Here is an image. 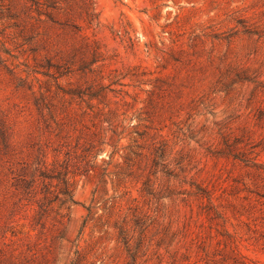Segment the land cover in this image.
Instances as JSON below:
<instances>
[{"label":"rangeland","instance_id":"rangeland-1","mask_svg":"<svg viewBox=\"0 0 264 264\" xmlns=\"http://www.w3.org/2000/svg\"><path fill=\"white\" fill-rule=\"evenodd\" d=\"M0 264H264V0H0Z\"/></svg>","mask_w":264,"mask_h":264},{"label":"trees","instance_id":"trees-1","mask_svg":"<svg viewBox=\"0 0 264 264\" xmlns=\"http://www.w3.org/2000/svg\"><path fill=\"white\" fill-rule=\"evenodd\" d=\"M67 187L65 186L64 188V192L62 193L64 195V200L62 201V204H69V205H76V202L73 199V196L71 195V192H69L67 189ZM44 212V210H42ZM86 211H88L90 213V209L86 208Z\"/></svg>","mask_w":264,"mask_h":264}]
</instances>
